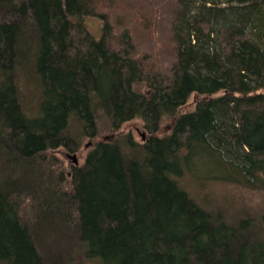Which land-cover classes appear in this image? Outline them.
Instances as JSON below:
<instances>
[{"label": "trees", "instance_id": "trees-1", "mask_svg": "<svg viewBox=\"0 0 264 264\" xmlns=\"http://www.w3.org/2000/svg\"><path fill=\"white\" fill-rule=\"evenodd\" d=\"M20 72L36 78L32 108ZM134 119L144 143L97 139L57 186L46 154ZM195 157L264 189V0H0V264H47L19 211L27 196L35 224L75 225L95 264H264V212L231 222L201 204L182 184L214 178ZM39 167L35 193L25 178Z\"/></svg>", "mask_w": 264, "mask_h": 264}, {"label": "rangeland", "instance_id": "rangeland-1", "mask_svg": "<svg viewBox=\"0 0 264 264\" xmlns=\"http://www.w3.org/2000/svg\"><path fill=\"white\" fill-rule=\"evenodd\" d=\"M104 12H109L103 10ZM117 12L123 13L122 10ZM88 29L96 36L101 37L102 34V22L95 17H89L84 19ZM139 28V27H138ZM118 29V28H117ZM141 29V28H139ZM138 29V30H139ZM136 33V31H135ZM21 85L20 89L23 93L24 103L28 107L32 108V104L35 102L38 86L36 78L30 76L25 72H20ZM20 79V77H19ZM142 91H146V88H141ZM196 98L191 96L189 102L184 106L179 114L184 112H191L195 108ZM173 125L172 119H166L162 122L161 134L166 135L171 131ZM109 131L104 130L103 122L99 124V135L96 139L81 138L77 134L73 133L74 139L78 141L76 143L77 150H70L67 148H59L52 150L47 157V168L52 172L55 179L60 180V175L63 174V180L57 186L68 190L71 183V171L74 167H82L85 163L86 157L97 139L114 137L118 139L125 138L127 135H131L137 143H144L149 137L147 129L144 126V122L140 119H134L126 122L122 125L118 132L109 136ZM76 157L77 163H75ZM197 170L200 172L211 173V179L205 181V185L201 184V179L195 177L193 174H188L182 181V184L190 192V194L197 198V200L213 210H221L224 213V218L231 222L238 221L245 217H254L264 212V189L248 186L242 183H238L232 180L223 178H217L218 170H215L214 163L206 157H195L194 159ZM198 173V172H197ZM46 175L47 173L44 172ZM41 173V167H39L33 175L27 179L28 186L35 193L42 191V186H45L47 178ZM44 176V177H43ZM211 177V176H210ZM201 180V181H200ZM204 182V181H203ZM204 185V186H203ZM33 191V192H34ZM37 203L34 196L23 197L20 203V214L28 223H31L33 229V235L35 241L41 250L44 257L47 259V264H95L94 261L89 260L83 255V249L78 241V236L73 231H76V226H71L64 230L63 228L54 231L55 236L46 234L42 226L35 224V216L33 204ZM31 206V207H30ZM75 234V235H74ZM59 236V237H57ZM61 236H64L61 239Z\"/></svg>", "mask_w": 264, "mask_h": 264}, {"label": "water", "instance_id": "water-1", "mask_svg": "<svg viewBox=\"0 0 264 264\" xmlns=\"http://www.w3.org/2000/svg\"><path fill=\"white\" fill-rule=\"evenodd\" d=\"M73 158L75 159V163H77V161H76V157H75V156H73Z\"/></svg>", "mask_w": 264, "mask_h": 264}]
</instances>
